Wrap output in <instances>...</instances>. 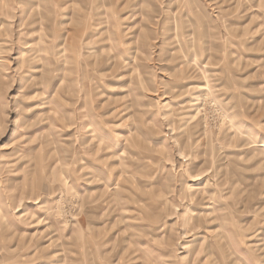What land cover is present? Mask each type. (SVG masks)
Masks as SVG:
<instances>
[{
  "label": "rangeland",
  "instance_id": "374dc122",
  "mask_svg": "<svg viewBox=\"0 0 264 264\" xmlns=\"http://www.w3.org/2000/svg\"><path fill=\"white\" fill-rule=\"evenodd\" d=\"M0 264H264V0H0Z\"/></svg>",
  "mask_w": 264,
  "mask_h": 264
},
{
  "label": "bare ground",
  "instance_id": "6f19581e",
  "mask_svg": "<svg viewBox=\"0 0 264 264\" xmlns=\"http://www.w3.org/2000/svg\"><path fill=\"white\" fill-rule=\"evenodd\" d=\"M254 1H257L258 3L260 2V0H254ZM209 91V90H208ZM261 251V250H260Z\"/></svg>",
  "mask_w": 264,
  "mask_h": 264
}]
</instances>
